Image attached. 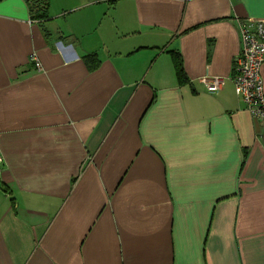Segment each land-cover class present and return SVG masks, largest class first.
<instances>
[{"label": "crops", "instance_id": "0c3cea01", "mask_svg": "<svg viewBox=\"0 0 264 264\" xmlns=\"http://www.w3.org/2000/svg\"><path fill=\"white\" fill-rule=\"evenodd\" d=\"M48 2L0 0V264H264V124L231 78L264 0Z\"/></svg>", "mask_w": 264, "mask_h": 264}, {"label": "built area", "instance_id": "2783aa9c", "mask_svg": "<svg viewBox=\"0 0 264 264\" xmlns=\"http://www.w3.org/2000/svg\"><path fill=\"white\" fill-rule=\"evenodd\" d=\"M238 32L241 38L242 48L234 62V74L232 80L237 97L243 102L246 111L254 122L264 124V84H262L260 72L264 66V19H248L238 22ZM39 70L40 64L33 54L30 58ZM201 83L210 94H216L221 90L223 82L219 78H204ZM3 160L0 156V169Z\"/></svg>", "mask_w": 264, "mask_h": 264}, {"label": "trees", "instance_id": "16d2710c", "mask_svg": "<svg viewBox=\"0 0 264 264\" xmlns=\"http://www.w3.org/2000/svg\"><path fill=\"white\" fill-rule=\"evenodd\" d=\"M29 6H30V15L31 19L36 22L45 23L48 19V13L46 12L48 10V1L49 0H28ZM173 60H174V66L177 80H179L181 83L185 81V75L182 68V62L178 55L173 54ZM91 58V57H90Z\"/></svg>", "mask_w": 264, "mask_h": 264}]
</instances>
